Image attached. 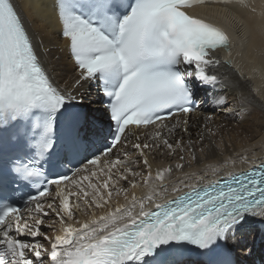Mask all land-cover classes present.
I'll return each instance as SVG.
<instances>
[{"label": "snow or ice", "instance_id": "6c2138e0", "mask_svg": "<svg viewBox=\"0 0 264 264\" xmlns=\"http://www.w3.org/2000/svg\"><path fill=\"white\" fill-rule=\"evenodd\" d=\"M203 2L224 0H52L76 72L69 90L15 0H0V264H237L235 249L252 254L243 237L257 217L264 223V158L206 182L168 183L183 153L204 151L203 134L169 138L189 132L178 117L196 109L198 87L220 83L214 53L233 47L226 30L188 11ZM224 92L216 106L232 113ZM163 150L179 162L153 174L149 156ZM29 185L38 187L22 209L12 196ZM141 185L149 192L138 197ZM49 218L60 225L52 235Z\"/></svg>", "mask_w": 264, "mask_h": 264}, {"label": "bare ground", "instance_id": "6f19581e", "mask_svg": "<svg viewBox=\"0 0 264 264\" xmlns=\"http://www.w3.org/2000/svg\"><path fill=\"white\" fill-rule=\"evenodd\" d=\"M231 2L232 0H224V3L203 2L199 7L194 8L195 14L202 12L217 21L224 18L230 27L233 47L231 56L227 52L217 55L215 58L219 59L220 64L209 69L220 77V83L215 88L198 87L199 108L193 114H182L178 117L181 121L188 119L189 132L180 131L169 138L175 141L183 137L184 144H188L189 140L195 142L197 137L203 134L204 151H199L197 145L195 160L191 159L190 153H183L185 167L182 170H174L168 183H175L185 178V174L190 177L189 183L195 182L201 175L206 182L216 179L217 174L247 169L253 157L257 161L264 158V103H262L264 102V0H247L248 10L241 11L224 6L225 3ZM15 3L33 35L34 43L39 45L43 40L44 46L41 49L45 52L43 59L50 72L54 65L56 68L52 72L53 78L61 88L67 87L71 90L76 72L63 49V41L57 35L59 25L52 14V0H15ZM214 24L218 25L216 22ZM49 48L50 52L47 51ZM223 60H231L232 66H226ZM225 88H227L229 105L233 109L232 113L216 106V100L220 95L225 94ZM85 90L92 93L90 97L92 100L100 99L94 84L91 86L84 84L80 91ZM93 107H101V105L96 103ZM172 123H175V120ZM180 127L183 128V125L181 124ZM208 129H212L216 135L213 136ZM241 155L249 156V163H243L239 159ZM149 159L153 174L158 168L174 166L179 162L178 155L170 156L167 150L156 152L154 158L150 154ZM132 191H135L139 197L147 195L149 189L141 185ZM171 195L172 193L169 192L166 198H171ZM119 202H124L123 197L119 198ZM96 211L99 214V210ZM91 212L92 210H87L85 214L77 211L76 216L80 220H85ZM48 224H52V218H49L44 225L46 227L43 226L49 235L59 231L58 222L52 224L51 228ZM246 229L243 242L253 251L251 255L245 256L239 248L235 249L237 263L264 264V223H260V218L257 217L251 225L246 226Z\"/></svg>", "mask_w": 264, "mask_h": 264}, {"label": "rangeland", "instance_id": "374dc122", "mask_svg": "<svg viewBox=\"0 0 264 264\" xmlns=\"http://www.w3.org/2000/svg\"><path fill=\"white\" fill-rule=\"evenodd\" d=\"M44 227H46V226H44Z\"/></svg>", "mask_w": 264, "mask_h": 264}]
</instances>
